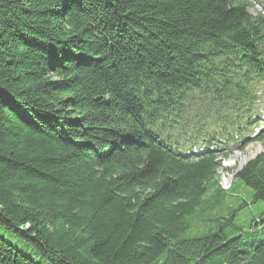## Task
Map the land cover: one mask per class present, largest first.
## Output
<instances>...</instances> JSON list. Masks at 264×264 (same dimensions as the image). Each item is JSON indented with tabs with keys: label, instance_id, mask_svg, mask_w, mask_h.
<instances>
[{
	"label": "trees",
	"instance_id": "trees-1",
	"mask_svg": "<svg viewBox=\"0 0 264 264\" xmlns=\"http://www.w3.org/2000/svg\"><path fill=\"white\" fill-rule=\"evenodd\" d=\"M250 7L0 0V264H264V153L230 191L218 157L180 155L242 137Z\"/></svg>",
	"mask_w": 264,
	"mask_h": 264
},
{
	"label": "rangeland",
	"instance_id": "rangeland-1",
	"mask_svg": "<svg viewBox=\"0 0 264 264\" xmlns=\"http://www.w3.org/2000/svg\"><path fill=\"white\" fill-rule=\"evenodd\" d=\"M252 7L250 12L253 14L264 13V0H247ZM261 98L259 105V113H263L261 127L252 132L247 130L246 137L238 145L232 144L230 147H225L227 154L226 158H221L219 161L218 175L220 177V185L223 190L230 191L235 184L236 175L240 172L249 162L257 158L264 152V144L256 141L259 137L264 138V97ZM259 123V122H258ZM224 148V147H223ZM235 196L243 200L249 201V196L241 189V186H235ZM239 204L240 199H234ZM259 211H255L257 213Z\"/></svg>",
	"mask_w": 264,
	"mask_h": 264
}]
</instances>
